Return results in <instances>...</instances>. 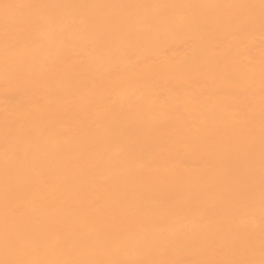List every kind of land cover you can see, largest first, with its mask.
I'll use <instances>...</instances> for the list:
<instances>
[{
  "label": "bare ground",
  "instance_id": "1",
  "mask_svg": "<svg viewBox=\"0 0 264 264\" xmlns=\"http://www.w3.org/2000/svg\"><path fill=\"white\" fill-rule=\"evenodd\" d=\"M20 2L257 7L244 26L235 9L152 8L7 36L0 9V257L7 129L26 152L8 201L26 258L103 259L126 237V258L198 264L244 258L254 234L259 259L260 0H0Z\"/></svg>",
  "mask_w": 264,
  "mask_h": 264
},
{
  "label": "snow or ice",
  "instance_id": "2",
  "mask_svg": "<svg viewBox=\"0 0 264 264\" xmlns=\"http://www.w3.org/2000/svg\"><path fill=\"white\" fill-rule=\"evenodd\" d=\"M257 7L254 4H228V5H171V4H55V3H2L0 9L4 12L3 30L7 36L13 29V26H27L31 28L38 26L43 35H50V29L56 23L65 26L86 25L90 14H100L106 10H138V9H160L162 12H168L176 8H185L193 10L201 8H217V9H235L239 10L237 15L232 17L233 21L238 25H251L255 23L256 17L253 10ZM259 25L264 32V0H260L258 5ZM29 36L31 33L29 32ZM32 44L36 47L40 46L38 40H32ZM6 56L15 55L12 47L6 46ZM251 117L249 116V123ZM252 145L250 144V149ZM5 218H4V233H3V253L0 257V264H178L175 261L168 260H147V259H130L127 257V238L125 237L120 242H114L110 247L105 248L103 259H75V260H58L48 262L43 260H34L26 258V252L22 243L19 242L14 235L9 223V179L13 169L10 167V161L22 162L26 152L18 143H15L10 136L9 131H5ZM260 186H259V259L255 258L256 248L254 245V234L249 237V244L246 249L244 258L237 259H209L198 262V264H264V70H262V85L260 90ZM247 199L249 201V211L255 217L256 208V193L255 185L250 180L247 190ZM150 248V244H146ZM222 249L217 250V254L222 253Z\"/></svg>",
  "mask_w": 264,
  "mask_h": 264
}]
</instances>
